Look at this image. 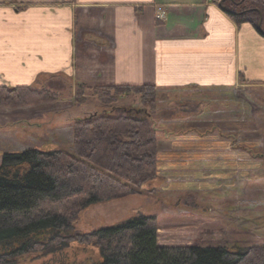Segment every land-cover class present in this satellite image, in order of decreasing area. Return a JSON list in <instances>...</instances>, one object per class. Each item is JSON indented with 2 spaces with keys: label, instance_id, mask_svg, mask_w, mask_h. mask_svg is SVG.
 <instances>
[{
  "label": "crops",
  "instance_id": "crops-1",
  "mask_svg": "<svg viewBox=\"0 0 264 264\" xmlns=\"http://www.w3.org/2000/svg\"><path fill=\"white\" fill-rule=\"evenodd\" d=\"M57 79L93 87L151 84L161 91L237 94V121L215 126L213 133L200 134L192 124L191 140L183 129L159 126L161 176V143L171 141L172 132L173 137L193 143L179 151L168 150V155L175 152L172 156L179 163L173 172H209L210 179L225 184L227 192L240 191V175L246 174L241 159L246 153L264 158V152L257 154L242 145L218 150L202 144L216 140L225 144L236 134L244 138L248 125L260 137L264 151V36L248 22L238 24L213 0H0V86L59 92ZM44 108L1 111L0 126L29 120ZM21 113L27 116L21 118ZM170 113L156 115L165 122L184 121L183 115ZM259 168L264 170V164Z\"/></svg>",
  "mask_w": 264,
  "mask_h": 264
},
{
  "label": "trees",
  "instance_id": "trees-1",
  "mask_svg": "<svg viewBox=\"0 0 264 264\" xmlns=\"http://www.w3.org/2000/svg\"><path fill=\"white\" fill-rule=\"evenodd\" d=\"M213 1L238 24L248 22L258 30L261 23L264 36V0ZM78 89V101L94 96L107 112L75 121V153L33 146L2 154L0 264H17V258L34 252L59 256L68 249L87 255L72 264H264V245H160L156 215L77 230L74 222L90 205L142 194L159 179L158 134L150 119L157 86L81 83ZM132 95L147 110L116 106ZM57 96L48 88L2 85L0 109L51 103Z\"/></svg>",
  "mask_w": 264,
  "mask_h": 264
},
{
  "label": "rangeland",
  "instance_id": "rangeland-1",
  "mask_svg": "<svg viewBox=\"0 0 264 264\" xmlns=\"http://www.w3.org/2000/svg\"><path fill=\"white\" fill-rule=\"evenodd\" d=\"M57 80L59 92L53 90L58 95L57 99L42 104L47 108L41 110L37 116L28 118L29 120L0 126V163L4 152H18L27 145L41 146L45 149L61 148L75 153L73 149L75 121L107 112L94 96L85 97V101L77 100L79 83L68 79ZM235 97H237L235 93H223L218 90L157 89L156 107L150 119L155 129L159 126H170L172 130L183 129V133L188 134L185 138L191 135L189 138L191 139L195 137L189 134L192 131L188 130L192 124L196 125L197 132L206 134L213 133L217 126L236 122L238 112L235 107L238 102ZM116 106L124 109H145L140 98L135 95L123 97ZM5 110L7 109H0V112ZM168 111L183 115L184 121L166 119L165 122L161 118L160 121L156 114L169 116L165 114ZM25 115L21 113L19 117ZM30 122L33 124L28 125ZM174 135L172 132L171 141L168 143H161L160 150H163V154H160L162 160L160 171L164 177L157 169L159 179L144 186V193L90 205L74 222L75 228L81 232L90 231L118 224L139 215H156L158 243L163 246H226L233 249L240 246L264 245V170L259 168L262 163L264 164V158L250 155L247 151L249 148L257 154L264 152L260 148L263 145L260 137H256L255 131L247 125L244 138L236 134L234 141H223L225 144L217 140L214 142L215 145L207 144L210 141L202 143L206 147L213 146L218 150H234L238 146H246L248 152L246 159L240 158L242 170L246 169L245 176L240 175V191H232L230 188L227 192L223 188L225 184L210 179L213 175L208 174L209 172L198 175L191 174L188 169L173 172L179 163L177 158L172 156L175 152L168 155V150L179 151L184 145L188 147L193 145L183 142L185 138L182 140L177 135L173 137ZM158 137L160 138V134ZM169 165L171 169L164 168ZM72 251L68 249L59 256L53 253L43 255L34 252L17 258V264H58L56 261L59 259L72 264L73 261L80 263L86 260V254Z\"/></svg>",
  "mask_w": 264,
  "mask_h": 264
},
{
  "label": "built area",
  "instance_id": "built-area-1",
  "mask_svg": "<svg viewBox=\"0 0 264 264\" xmlns=\"http://www.w3.org/2000/svg\"><path fill=\"white\" fill-rule=\"evenodd\" d=\"M164 14H165V12H164V11H162V12H160V13L158 14V16H157V17H158L159 19H161V18H163Z\"/></svg>",
  "mask_w": 264,
  "mask_h": 264
},
{
  "label": "water",
  "instance_id": "water-1",
  "mask_svg": "<svg viewBox=\"0 0 264 264\" xmlns=\"http://www.w3.org/2000/svg\"><path fill=\"white\" fill-rule=\"evenodd\" d=\"M259 30H261V23L259 24V29H258V31H259Z\"/></svg>",
  "mask_w": 264,
  "mask_h": 264
}]
</instances>
